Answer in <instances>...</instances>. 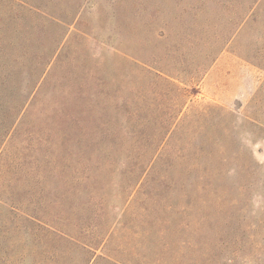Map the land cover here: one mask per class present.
<instances>
[{
	"label": "rangeland",
	"instance_id": "1",
	"mask_svg": "<svg viewBox=\"0 0 264 264\" xmlns=\"http://www.w3.org/2000/svg\"><path fill=\"white\" fill-rule=\"evenodd\" d=\"M75 262L264 264V0H0V264Z\"/></svg>",
	"mask_w": 264,
	"mask_h": 264
},
{
	"label": "trees",
	"instance_id": "2",
	"mask_svg": "<svg viewBox=\"0 0 264 264\" xmlns=\"http://www.w3.org/2000/svg\"><path fill=\"white\" fill-rule=\"evenodd\" d=\"M155 77L161 78L162 77L159 74H155ZM33 78V75L30 73V79ZM32 85L31 80H29V82L27 83V89H24L23 92H20V96L19 99H21V97H23L21 100L19 101H25L27 100L28 96L30 95V87ZM15 111H18V106H16L14 108ZM159 148H147L145 150H143V157H146L149 160H154V158L157 157V155L159 154ZM62 242H65L66 244H69V246H76V247H80L82 248V250L84 252H86L87 254H89V259H87V262H90V260H92L94 253L91 251V249L94 247L92 246V244L87 245V244H82V246L79 244V240L78 238H75L74 236H72L71 234H69L68 232L62 231ZM96 246V244H93ZM69 250H71V247H66L65 251L69 252ZM74 264H78V262H75Z\"/></svg>",
	"mask_w": 264,
	"mask_h": 264
}]
</instances>
